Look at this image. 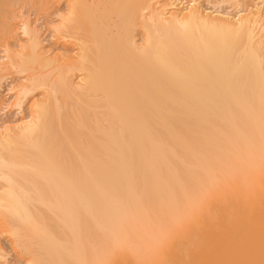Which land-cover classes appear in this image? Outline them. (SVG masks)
<instances>
[{
  "label": "bare ground",
  "instance_id": "1",
  "mask_svg": "<svg viewBox=\"0 0 264 264\" xmlns=\"http://www.w3.org/2000/svg\"><path fill=\"white\" fill-rule=\"evenodd\" d=\"M196 1L68 0L61 63L24 22L0 73L55 75L28 74L16 107L46 96L0 129V231L27 264H264V8Z\"/></svg>",
  "mask_w": 264,
  "mask_h": 264
},
{
  "label": "rangeland",
  "instance_id": "2",
  "mask_svg": "<svg viewBox=\"0 0 264 264\" xmlns=\"http://www.w3.org/2000/svg\"><path fill=\"white\" fill-rule=\"evenodd\" d=\"M41 1L44 2L43 0H39V1L38 0H8V1L4 0L3 1L5 2L4 4H6V2L8 3L7 7L13 9L12 13H10L9 10L6 9V15L10 16L9 26L14 28L13 30L15 31L14 34L16 36L12 34L13 36L10 38V35L8 37V35H4L5 33L0 31V63H3V61L9 62L7 60L8 59L10 60L11 58L12 60L10 62L12 61L22 62L23 57L22 55L20 56V54H18L19 51L17 50H21L20 44L23 45L28 42L27 40L28 35L24 32L25 30L23 26L24 22L26 23V21L30 22L32 26L35 27L37 31H39L38 33L40 34V36H42L41 39H43V47L46 48L44 51L47 54V55L45 54L47 56L46 58H53V59L56 58V60H59L58 62L61 63V62H64L63 60H65L66 57H69V56L74 57L77 55L76 53L78 52L77 51L78 44H76L74 40L72 41L70 39V42L69 41L66 42V40L64 41V38H62V33L69 34V32L71 33V31L70 30L68 31L60 30V24L62 25L61 22L63 21L61 20L62 19L61 14H64V13L66 14L67 10H69L68 8L69 6H67L68 0H58L57 2L55 0H47L46 2L45 0L44 2L45 4L43 3V5H41L42 3ZM169 1L170 2L175 1V3H181V5L185 4L184 7H186L187 5H189L190 2L192 3L193 0L192 1L191 0H161V3H170ZM208 1L210 2L211 0H197L196 3L198 2L197 4L201 6L203 5L202 8H206L209 11L214 10L215 8L213 7V4L211 3L209 4ZM212 1L217 2L216 0H212ZM256 1L261 3L259 5H261L264 8V0H225L224 2H222L221 5H219L220 6L219 9L224 12L229 11L230 13L235 14V13H238L239 9L241 8L244 9L246 8V6L248 7V5L253 6ZM102 3L104 4L103 1ZM103 4L100 6V9L101 8L102 9H101V12L99 13H102L103 15L102 19L105 20L107 13L105 11L106 5L104 4L103 6ZM0 5H1V2H0ZM95 21L99 23V21L101 20L97 19ZM72 23H76V21ZM87 24L88 23L86 21V23H84L85 27L88 26ZM89 24L92 25L91 23ZM101 24L102 23L100 22V24L97 25L98 26L97 28L99 31L101 28H102V31H104L103 28L104 29L106 28L105 27L106 24H102V26ZM56 25H58L57 28L59 27V29H56ZM85 27L81 29H85ZM88 27L91 29V26H88ZM88 27H87V30H89ZM62 28L64 29V27ZM59 30L60 32L63 31L61 33V36H60ZM138 32L140 33L139 37L142 41L143 32L142 30H139ZM9 49L14 50V51L11 52L9 51ZM8 52L12 54L9 55ZM15 52L17 53V55H15L16 54ZM12 63H8L7 65L9 66V70H10V71L8 70L9 72L4 73L5 75L0 73V129L1 127H4V126L15 127L19 125V123H22V121H26L30 119L32 117V114H31L32 108L30 107V105L32 106V104H34V101L44 99V97L46 96L45 95L47 94V89L45 90L46 85H44V87L43 85L39 86L40 88L38 87L37 90H34V92L30 95V98L29 100H27V103L25 105V109L21 111L16 107V102H18L19 99H17L18 96L15 97L17 95V94L15 95V93H19L18 90H20L24 85L29 84L30 80L26 79L30 77L29 75L35 74V76H40L41 78L45 80L46 83H49V81L52 82L53 77H55V75L54 76L49 75L50 71L48 68H46L45 70L44 67L40 68L37 66L36 70L35 69L33 70L35 72L32 73V71L30 72V70H27V68H30V67L32 68L33 65H35V64H32V66L28 65L30 67H25L27 72L25 71L24 73L25 68L23 69L19 68V70H17L18 68H15V66H12L11 65ZM11 67L13 69H11ZM18 87L19 88L21 87V88L19 89ZM1 229L2 231H0V245L3 247V251L5 253H8L7 257L10 260L9 264H27L26 258L24 256L23 248L16 244L17 243L16 237L14 235H11L12 234L11 232L10 233L7 232L10 230V227L7 228L8 230H6L5 228V231L3 230L4 228H1Z\"/></svg>",
  "mask_w": 264,
  "mask_h": 264
}]
</instances>
